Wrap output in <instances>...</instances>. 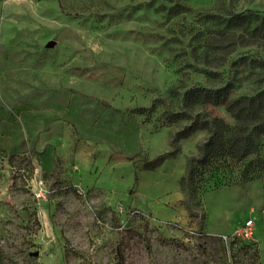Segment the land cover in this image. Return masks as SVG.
<instances>
[{
  "label": "rangeland",
  "instance_id": "obj_1",
  "mask_svg": "<svg viewBox=\"0 0 264 264\" xmlns=\"http://www.w3.org/2000/svg\"><path fill=\"white\" fill-rule=\"evenodd\" d=\"M220 7L0 0L2 264H264V177L238 184L237 168L217 164L201 179L186 172L207 131L180 139L183 129L197 114L229 115L209 106L177 126L164 116L171 88L264 91V0L227 4L259 18L244 47L212 67L193 61L209 30L201 15ZM261 147L264 163V138Z\"/></svg>",
  "mask_w": 264,
  "mask_h": 264
},
{
  "label": "trees",
  "instance_id": "obj_2",
  "mask_svg": "<svg viewBox=\"0 0 264 264\" xmlns=\"http://www.w3.org/2000/svg\"><path fill=\"white\" fill-rule=\"evenodd\" d=\"M215 1L220 3L223 14L201 15L202 23L207 24L209 30L199 36L198 42H202L203 45L196 53L195 59L198 60H193L202 61V65L206 67H212L211 61H214L216 54L223 53L227 57L237 48L244 47L240 42L241 39L251 34V25L258 23L259 20L257 16L229 12L227 4L230 0ZM261 20L264 23V18ZM224 62L225 58L222 59V63ZM204 75L207 78L214 77L212 73L206 72ZM168 94L169 107L165 110L164 116L169 125L177 126L186 120L189 121L192 113L209 106L224 108L232 120V123L228 124L219 118L200 119L197 114L192 124L180 133V139H183L196 130L207 131L206 140L198 147L199 157L195 163H188L186 172L190 179L198 177L201 179L204 169L213 164L218 165L217 170L222 166L230 172L233 168H237L240 181L238 184L252 180L255 175L264 177V163L259 161L261 141L264 138V91L252 96L232 98L230 86L224 85L216 89L198 86L182 92L171 88ZM175 107L179 112L170 113L169 110ZM137 111L140 114L145 113L144 109ZM172 156L173 153L160 156L148 162L146 169L152 170ZM34 223L39 226L36 218ZM0 264H2L1 257Z\"/></svg>",
  "mask_w": 264,
  "mask_h": 264
},
{
  "label": "built area",
  "instance_id": "obj_3",
  "mask_svg": "<svg viewBox=\"0 0 264 264\" xmlns=\"http://www.w3.org/2000/svg\"><path fill=\"white\" fill-rule=\"evenodd\" d=\"M252 221H247L244 223L242 229H239L237 235L244 239H247L251 234Z\"/></svg>",
  "mask_w": 264,
  "mask_h": 264
},
{
  "label": "crops",
  "instance_id": "obj_4",
  "mask_svg": "<svg viewBox=\"0 0 264 264\" xmlns=\"http://www.w3.org/2000/svg\"><path fill=\"white\" fill-rule=\"evenodd\" d=\"M2 111H3V112H1L2 114H0V123L3 122L5 119H7V115H6L7 112L4 111V109Z\"/></svg>",
  "mask_w": 264,
  "mask_h": 264
},
{
  "label": "water",
  "instance_id": "obj_5",
  "mask_svg": "<svg viewBox=\"0 0 264 264\" xmlns=\"http://www.w3.org/2000/svg\"><path fill=\"white\" fill-rule=\"evenodd\" d=\"M53 46V43L52 42H50L48 45H47V47H52Z\"/></svg>",
  "mask_w": 264,
  "mask_h": 264
}]
</instances>
